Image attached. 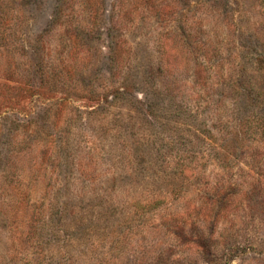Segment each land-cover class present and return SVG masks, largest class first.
Returning a JSON list of instances; mask_svg holds the SVG:
<instances>
[{
    "label": "rangeland",
    "instance_id": "374dc122",
    "mask_svg": "<svg viewBox=\"0 0 264 264\" xmlns=\"http://www.w3.org/2000/svg\"><path fill=\"white\" fill-rule=\"evenodd\" d=\"M0 264H264V0H0Z\"/></svg>",
    "mask_w": 264,
    "mask_h": 264
}]
</instances>
